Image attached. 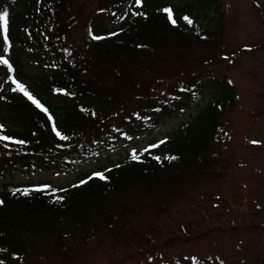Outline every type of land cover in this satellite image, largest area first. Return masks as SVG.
I'll return each mask as SVG.
<instances>
[{
    "label": "trees",
    "instance_id": "16d2710c",
    "mask_svg": "<svg viewBox=\"0 0 264 264\" xmlns=\"http://www.w3.org/2000/svg\"><path fill=\"white\" fill-rule=\"evenodd\" d=\"M217 5L218 0H96L85 21L87 39L70 42L79 21L73 0H0V14L15 12L7 41L0 30V58L8 61L0 63V92L9 84L0 102V136L10 138L0 141V174L60 173L175 117L211 89L189 124L152 142L138 160L125 156L101 173L105 180L100 173H82L71 186L27 195L0 187V264H81L108 245H125L146 212L165 211L169 196L218 179L238 96L225 76L206 72L233 57L220 48L222 20L201 27L193 18ZM169 8L175 25L164 11ZM182 57L188 63L179 70ZM25 59L40 70L25 88L47 112L10 83L13 72L25 73ZM165 73L171 87L152 92L148 80ZM53 124L67 139L53 132ZM152 264L218 262L181 258Z\"/></svg>",
    "mask_w": 264,
    "mask_h": 264
},
{
    "label": "rangeland",
    "instance_id": "374dc122",
    "mask_svg": "<svg viewBox=\"0 0 264 264\" xmlns=\"http://www.w3.org/2000/svg\"><path fill=\"white\" fill-rule=\"evenodd\" d=\"M79 17L69 41L87 39L85 21L96 8V0H73ZM219 6V7H218ZM264 0H219L217 9L193 18L201 27L222 20V44L225 53H234V61L223 60L207 69V74L225 76L236 89L238 102L230 111L232 140L221 155L217 180L190 184L169 196L166 209L158 215L146 212L144 219L129 233L121 246H106L81 264H152L185 258H207L218 264H264ZM19 9V8H18ZM15 12L8 15L12 22ZM212 22V23H211ZM110 26V25H108ZM184 69L188 61L178 58ZM27 60V59H25ZM24 72L12 78L23 86H32L40 70L28 60ZM191 63L190 65H192ZM196 70L187 74H195ZM167 73L163 74L161 79ZM137 76L145 77L142 73ZM184 76V74H182ZM151 78L152 92L170 88V79ZM138 91L139 80L134 79ZM210 87V85H209ZM211 95H203L175 117L164 119L155 128L125 143L101 151L94 158L60 173L0 174V187L21 191H58L75 183L82 173L106 172L135 152L142 154L154 141H160L189 124ZM2 93H0L1 101ZM1 115V109H0ZM255 142V143H254ZM151 228H148L146 224ZM144 227H143V226ZM144 230L143 235L137 231Z\"/></svg>",
    "mask_w": 264,
    "mask_h": 264
},
{
    "label": "snow or ice",
    "instance_id": "6c2138e0",
    "mask_svg": "<svg viewBox=\"0 0 264 264\" xmlns=\"http://www.w3.org/2000/svg\"><path fill=\"white\" fill-rule=\"evenodd\" d=\"M136 3H137V5H140L141 0H136ZM164 11H165V13L167 14V18H168L169 22H170L171 24L175 25L177 22H176V20L174 19V16H173V12H172V10L169 8V9H164ZM183 19H184L189 25H191V24L193 23L192 20H191L189 17H187V16L183 17ZM7 26H8V13L5 11V12H3L2 14H0V30H2V32H3V36H4V40H5V41H7V30H8ZM93 39H96V37H93ZM0 63L7 64L8 61L5 60V59H3V58H0ZM13 83L16 84V88L13 89L14 91L22 92L23 95H24L25 97H27V99L30 100V101L32 102V104H34V105H35L37 108H39L41 111H43V112H47V111H48L46 108L43 107V105L40 104V102H39L38 100H36V99H35V98H34V97H33V96H32V95L26 90V88H25L22 84L18 83V82L15 81V80H13ZM51 119H52V117L49 116V120H51ZM52 130H53V132L56 133V135H57L60 139H67V137L61 135V133L57 131L55 124H53ZM9 139H10V138L7 137V136H0V141H6V140H9ZM17 143H23V142H22V141H17ZM162 143H163V142H162ZM254 143H255V142H254ZM132 159H133V160H138V159H139V156H138L135 152H133V154H132ZM157 159H159V158H157ZM171 159H175V157H172ZM99 178H100L101 180H105V179H106V177H105L103 174H99ZM37 190H40V189H37ZM23 194H24V195H27L28 193H27V192H24ZM58 199H62V197H58ZM0 203H2V202H0Z\"/></svg>",
    "mask_w": 264,
    "mask_h": 264
}]
</instances>
